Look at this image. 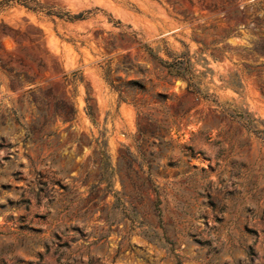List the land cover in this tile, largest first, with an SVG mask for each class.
Wrapping results in <instances>:
<instances>
[{"label":"rangeland","instance_id":"rangeland-1","mask_svg":"<svg viewBox=\"0 0 264 264\" xmlns=\"http://www.w3.org/2000/svg\"><path fill=\"white\" fill-rule=\"evenodd\" d=\"M0 264H264V0H0Z\"/></svg>","mask_w":264,"mask_h":264},{"label":"trees","instance_id":"trees-1","mask_svg":"<svg viewBox=\"0 0 264 264\" xmlns=\"http://www.w3.org/2000/svg\"><path fill=\"white\" fill-rule=\"evenodd\" d=\"M68 19L70 20H83L84 16L83 15H78V16H70L67 14ZM165 64V63H164ZM167 65V64H165ZM184 77V76H183ZM189 88H191V84H189Z\"/></svg>","mask_w":264,"mask_h":264}]
</instances>
